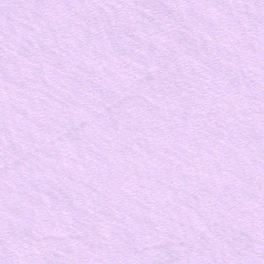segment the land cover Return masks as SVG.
Returning <instances> with one entry per match:
<instances>
[{"label": "snow or ice", "instance_id": "snow-or-ice-1", "mask_svg": "<svg viewBox=\"0 0 264 264\" xmlns=\"http://www.w3.org/2000/svg\"><path fill=\"white\" fill-rule=\"evenodd\" d=\"M0 264H264V0H0Z\"/></svg>", "mask_w": 264, "mask_h": 264}]
</instances>
